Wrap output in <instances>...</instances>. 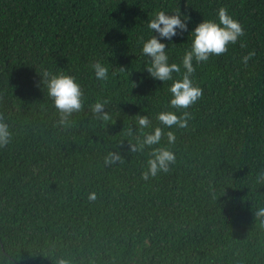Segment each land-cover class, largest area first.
I'll use <instances>...</instances> for the list:
<instances>
[{"label": "trees", "instance_id": "1", "mask_svg": "<svg viewBox=\"0 0 264 264\" xmlns=\"http://www.w3.org/2000/svg\"><path fill=\"white\" fill-rule=\"evenodd\" d=\"M221 7L245 35L223 55L193 61L203 97L187 109L186 128H165L152 146L168 147L175 163L145 181L151 148L127 151L143 139L136 114L152 120L146 132L164 127L158 112L180 114L170 107L173 81L146 70L143 41L156 34L148 20L158 11L188 17V31L161 39L183 72L190 32L203 19L219 22ZM95 62L107 80L96 79ZM43 69L82 88L71 127L56 124ZM103 100L108 122L90 111ZM0 113L13 133L0 149V264H264L254 217L264 207V0H0ZM109 151L123 162L106 166Z\"/></svg>", "mask_w": 264, "mask_h": 264}, {"label": "clouds", "instance_id": "2", "mask_svg": "<svg viewBox=\"0 0 264 264\" xmlns=\"http://www.w3.org/2000/svg\"><path fill=\"white\" fill-rule=\"evenodd\" d=\"M180 11L172 14H166L164 11H158L153 18L148 20L147 27L153 34L149 39L143 41L142 52L150 58V63L146 70L150 77L161 82L172 80L173 83L168 91L171 93L170 107L180 111L178 115L174 111L164 110L156 114L155 119L164 127L156 126L150 132L144 131L152 126V120L147 115L136 114L135 123L138 126L143 139H137L136 143L129 141L128 152H142L147 146L151 148L149 159L145 171L141 173V178L145 181L156 177L161 172H168L170 165L175 163L176 156L168 147L159 145L162 137L165 135L164 129L186 128L188 121L192 118V113L187 109L194 106L202 97L203 89L199 85L193 83V74L195 68L193 61L197 64L207 62L210 56H220L228 51L230 44H236L239 38L245 35V29L242 24L230 16L224 7L218 11L219 22L213 20H202L190 32L193 39L190 50H186L182 57V66L175 62L169 63V56L166 53L167 45L161 42V39L171 41L174 36L183 34L188 31V17L182 19ZM179 30V33H178ZM241 47H246L241 43ZM255 56V51H249L247 55L242 57V62L247 65L248 61ZM91 68L95 70L97 80L108 79V68L100 62L91 64ZM124 67H120V71H124ZM42 76V84L47 90L48 97L52 100L53 106L58 113L56 124L58 127H71L73 120L71 117L74 113L84 110V93L80 84L75 77L64 72L53 74L47 69L38 72ZM179 74L182 78L173 79V74ZM115 75V72L113 73ZM134 87L136 86L135 82ZM107 100L97 101L90 107L92 117L95 120L108 122L112 119L110 114L105 110ZM131 135V132H129ZM169 144L175 143V132L169 130L167 133ZM13 133L10 125L6 121L3 113H0V149L10 145ZM123 146V145H121ZM123 162V155L118 151H109L104 157V164L111 166L116 163ZM258 182H264V171L257 176ZM97 198L95 192L88 194V199L94 201ZM254 217L259 221V227L264 228V207L254 211ZM56 264H70V261L64 258L56 260Z\"/></svg>", "mask_w": 264, "mask_h": 264}]
</instances>
